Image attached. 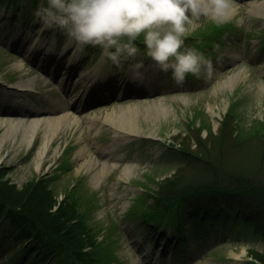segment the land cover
Listing matches in <instances>:
<instances>
[{
    "label": "rangeland",
    "instance_id": "obj_1",
    "mask_svg": "<svg viewBox=\"0 0 264 264\" xmlns=\"http://www.w3.org/2000/svg\"><path fill=\"white\" fill-rule=\"evenodd\" d=\"M228 1L236 8L230 16L217 14L214 17L209 9L208 15L202 14L196 21V28L200 26L199 31L201 27L206 31L205 26L215 20L225 22L232 19L234 22L233 28L223 29L218 34V39L212 46L203 48V52H206L204 54L212 61L211 72L202 71L194 81L178 84L171 74L166 76L162 71L157 75L156 88L151 81L136 85L132 80H124L132 70V62L127 61L123 70L120 69L122 74L120 71L118 73L124 77H116L118 81L104 93V96H109V100L101 101L106 98L98 97V94L94 93L95 89L91 87L88 93L89 101L83 108L77 107L81 105L80 101L85 94L73 103L70 96L74 89L70 91L61 82L64 75L69 76L70 84L79 88L84 83L90 84V80H97L100 76L95 69L98 61L104 59L105 66L111 63L102 56L99 46L89 45L95 50V54L87 61L79 62L72 56L70 65L63 74L51 73L48 68L43 71L24 57L17 43L19 44L23 35L30 38L39 35L37 29H40L44 21L36 14L32 17L29 15L27 20L20 19L19 10L14 15L11 10L6 12L4 4L0 6V77H11L16 82L28 81L36 87L33 102L25 99L17 106L6 105L9 100L6 98H9L10 93H4V89L0 87V165H8V171L3 178H8L21 188L34 177L46 175L44 180H48L56 195L74 203L79 210L78 217L88 208H96L91 214L90 222L91 226L99 225L91 240H83V251L89 244H92L90 251L94 244L97 249L111 247L113 237H109V231L114 222H121L120 227H123L125 232L121 234V230L116 229L114 237L119 238L120 245L116 252L118 258L113 259L112 264H241L248 259L249 249L264 250L263 238L250 233L244 236V232L241 234L240 231L237 237L228 239L222 235L225 232L222 228H213L209 239L202 241L195 250L202 251L201 254L189 250L186 258L176 259L168 251H162L163 242L152 243L154 235L142 234L141 226L132 228L131 222L126 225L123 220L124 213L133 212L135 208L138 217H143L142 202L137 206L135 203L139 199L147 200L145 204L151 209L150 204L157 200L153 194L146 193V189L155 190L159 181L185 162L183 158L178 159L181 154L168 151L156 141H172L179 131L189 130L192 134L191 140L195 142L196 134L193 129L199 126L202 116L201 113L194 112V107L205 108L213 121L212 126L195 128L201 132L202 137L207 131H217V120L222 118L231 105L230 111L233 110L236 118V126L232 124L230 127L231 133L237 128V138L249 141L245 143L249 150L252 146L259 148L257 146L264 138L262 126L253 122L254 119L262 120L264 117V16L260 14L264 13V9H261V5L254 10L250 8L251 2L261 4L262 0ZM24 3L25 10L32 7L31 0H24ZM51 26L53 33L49 34L46 30L45 35L55 36L57 47L63 50L71 37L60 27ZM55 27L58 28L57 32ZM191 34H194V30L186 38V44L193 46L192 39L195 37ZM141 47L143 49L142 45ZM81 49L84 53L87 47L81 45ZM86 54H90V50L84 53L85 57L88 56ZM141 58L145 61V68L155 65L150 58L143 55ZM79 68L84 69L83 75L75 72ZM230 75L237 76L226 82ZM125 86L128 88L125 89ZM117 93L123 97L110 96ZM4 94L8 97H4ZM66 103L72 110L74 108L71 104L75 106L74 115L79 118V122L76 124L72 118L65 117L53 132L46 131L47 123L43 119L64 116L66 109H61V106H66ZM121 109L134 116L131 124L137 136H130V132H127L128 137L126 134H117L116 125L111 122H114L112 117L118 118L122 115ZM203 117L206 115L203 114ZM10 119H21L25 124L31 119L42 120L39 122L34 141L21 142L23 126H19L8 136L4 135ZM118 132L121 133L122 130L119 129ZM46 136L51 137V142L42 164L38 166L37 152ZM70 141L74 144L73 158L67 160L66 164L57 165L63 146ZM82 148L85 151L83 155H79ZM104 150H107L109 155H103ZM105 158H108V163L113 166L104 171ZM229 159H232L230 154ZM128 165L132 166L129 175L125 174V167ZM54 174L56 175L51 178ZM14 212L26 227L34 228L33 218L23 208H15ZM5 225L6 223H3L1 229ZM81 225L87 227L82 220ZM44 236L55 250L60 251L59 259H64V264H75L70 244L51 232L44 233ZM10 240L11 244L6 250L0 249V264H10L5 257L10 252L8 249L15 246V236ZM185 246L183 243L182 247ZM187 247L190 249L192 243L189 242ZM4 251L7 253L2 257ZM56 257L57 255H54V262L45 263L57 264ZM19 262L15 261V264H21Z\"/></svg>",
    "mask_w": 264,
    "mask_h": 264
},
{
    "label": "trees",
    "instance_id": "obj_2",
    "mask_svg": "<svg viewBox=\"0 0 264 264\" xmlns=\"http://www.w3.org/2000/svg\"><path fill=\"white\" fill-rule=\"evenodd\" d=\"M1 2L15 4V0H0ZM234 119L235 115L228 112L221 122L219 132L207 131L206 137H202L196 130L200 129L203 123L195 126V142L191 140L190 131L183 136L179 133L181 136L177 138L183 143L179 153L183 154L185 162L176 168L172 176L160 183V188L156 191L160 200L150 205L153 214L158 215L161 209L174 208L177 205L179 212L175 220L181 223L180 220L185 215L196 216L203 202L204 211L209 216H214L224 208L227 214L234 215L225 217L230 221V225H234L235 218L239 217L252 223L254 228L264 235V138L257 146L259 148L252 146L249 150L245 145L249 141L237 138L238 129L234 130L235 134L230 131ZM253 122L262 126L264 136V121ZM229 154L232 155V159H229L231 162L228 160ZM7 169L5 165L0 166V214L4 213L14 229L15 225L20 231L27 229L13 212L17 205L35 222L70 244L74 253L78 254L74 260L75 264H97V258L105 263L111 260L112 246L97 249L96 244L87 254L89 257L78 258L84 246L83 240H91L98 226L91 227L88 223L84 230L81 220H77V207L72 202L56 203V194L48 180L32 179L19 188L8 178H3ZM55 204L57 208L54 210L52 208ZM6 207L9 212L5 210ZM183 208L190 210L191 214L185 212L184 215ZM161 217L155 218L157 220ZM223 218L220 215L218 220ZM200 224L196 230L198 233L208 222L201 219ZM252 254L256 261L245 264H264V252L254 251Z\"/></svg>",
    "mask_w": 264,
    "mask_h": 264
},
{
    "label": "clouds",
    "instance_id": "obj_3",
    "mask_svg": "<svg viewBox=\"0 0 264 264\" xmlns=\"http://www.w3.org/2000/svg\"><path fill=\"white\" fill-rule=\"evenodd\" d=\"M205 0H47L36 10L46 25L67 32L80 45L99 46L102 56L123 70L144 67L150 58L165 73L183 84L190 75L212 71V61L203 51L186 44L203 14ZM215 17L224 0H210ZM143 46V49L141 47Z\"/></svg>",
    "mask_w": 264,
    "mask_h": 264
},
{
    "label": "bare ground",
    "instance_id": "obj_4",
    "mask_svg": "<svg viewBox=\"0 0 264 264\" xmlns=\"http://www.w3.org/2000/svg\"><path fill=\"white\" fill-rule=\"evenodd\" d=\"M259 5H261V9H264V0L261 1V4H258L257 2H251L250 3V8H251V10H254ZM202 7H205V8H208V9L211 10L212 5H211L210 0H205V2L202 4ZM235 10L236 9L232 7L230 1L224 0V4L219 9L218 14L225 15V16H227V15L230 16ZM260 13L261 14H264L262 12H260ZM38 49H41V47H39ZM37 55H39V54L37 53ZM19 65L21 66L22 65V62H20ZM100 71H102V69H100ZM236 76L237 75H230L225 81L226 82L231 81V80L235 79ZM69 78L70 77H68V79ZM16 84H15V82H11V84L8 85V86H12L14 88L17 87V90L18 91L29 90L30 89L29 87L32 86L31 84H29L28 81H21V80L18 83H16ZM70 85H74V84L71 83ZM32 88L33 87H31V89ZM87 91L88 90L86 88L84 90L81 89V88H78V89H76V90L73 91V94L70 97H71V99L73 101L74 100L77 101L78 97L83 96V94L87 93ZM15 98H19V96L15 97ZM85 103L86 102L82 103L81 106H84ZM65 109H66V113L62 117H54V118L43 119L47 123L46 124V126H47V130L46 131L53 132L59 126L58 124L61 122L62 118H65V117L72 118L73 121H75L76 124L79 122V118L74 115V112H73V110L71 108L65 107ZM124 109H121L122 115H120L118 118L117 117L116 118H113L112 117V119H113L114 122H111V123L113 125H116L115 126L116 127V130H118V131H119V129L122 130L121 133H119L118 131H116L118 135L127 134V132L135 133V132H133V131H135V129L132 128V124H131V122L133 121V117L134 116L131 115V114H129V112H125ZM131 110L132 111H136L134 108H131ZM40 121H42V120L31 119V121L28 124H25L23 122V120H21V119H19V120H15V119L12 120V119H10L7 122V126L5 127V130H4L3 133H4V135H7L8 136V135L12 134L13 131H15L19 126H23V133H22L21 142L22 143H24V142L25 143L26 142L27 143H31L35 139V136H36V133H37L36 130L38 128V125H39V122ZM50 142H51V137L46 136V138L44 139V142H43L42 146L38 149V152H37L38 159L36 160L38 166H40L42 164L43 158H44L45 153L47 152V150L49 148V143ZM84 151H85V149L82 148L80 150V153L79 154L80 155H83ZM112 166L113 165L112 164H109L108 161L103 160L104 171H105V169L107 170V169L111 168ZM131 169H132V166L131 165L126 166L125 167V174L129 175V172L131 171Z\"/></svg>",
    "mask_w": 264,
    "mask_h": 264
}]
</instances>
